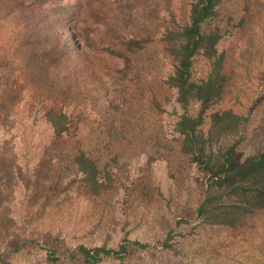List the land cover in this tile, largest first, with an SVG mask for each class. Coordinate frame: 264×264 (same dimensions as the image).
Listing matches in <instances>:
<instances>
[{
	"label": "rangeland",
	"instance_id": "1",
	"mask_svg": "<svg viewBox=\"0 0 264 264\" xmlns=\"http://www.w3.org/2000/svg\"><path fill=\"white\" fill-rule=\"evenodd\" d=\"M224 1L221 49L231 80L219 109L249 117L237 152L244 164L264 150V0ZM21 2L0 0V264H84L78 246L122 244L130 247L124 260L101 264H264V212L243 229L196 216L198 169L176 140L181 111L164 85L172 60L158 41L188 21L189 0H80L70 31L54 19L36 18L31 27ZM94 8L128 36L155 34L136 68L119 74L121 61L96 50L108 40L90 20ZM57 40L74 42L93 71L45 67L42 53ZM207 68L198 62L195 76ZM51 110L70 117L61 139L47 122ZM112 127L123 140H112ZM82 151L111 179L100 196L81 181ZM43 247L60 260L49 261Z\"/></svg>",
	"mask_w": 264,
	"mask_h": 264
},
{
	"label": "trees",
	"instance_id": "2",
	"mask_svg": "<svg viewBox=\"0 0 264 264\" xmlns=\"http://www.w3.org/2000/svg\"><path fill=\"white\" fill-rule=\"evenodd\" d=\"M20 4L21 11L29 10L31 27L36 18L46 23L54 19L70 31L78 26L81 17L80 0H22ZM189 4L188 21L164 29L158 38L172 60L171 72L164 85L175 92L176 106L181 111L174 126L176 140L181 151L198 169L202 200L196 209L197 219L203 224L243 229L252 216L264 212V150L244 164H238L237 152L244 141L249 117L219 109L231 80L225 70L227 52L221 49L226 37L221 26L225 1L189 0ZM89 12L90 20L108 40L107 45L96 46V50L113 62L121 61V69L115 65L119 74L136 68L143 51L152 41L157 42L155 34L153 37L140 33L128 36L100 10L94 8ZM83 58L74 42L58 40L46 48L41 57L49 70L75 67L74 71H93L92 64L87 62L88 68L82 64ZM198 62H205L208 66L203 78L195 76ZM46 119L56 139L68 133L71 121L66 112L51 110ZM109 134L113 141L124 139L123 131L118 127H112ZM75 164L82 183L94 196L110 189L109 175L104 178L96 161L86 152L76 156ZM131 246L138 249L150 247L140 242H133ZM166 247L172 248V245L167 242ZM43 248L49 261L60 260L53 249ZM129 248L128 244L117 249L80 245L77 252L84 264H101L106 260H124L130 253Z\"/></svg>",
	"mask_w": 264,
	"mask_h": 264
}]
</instances>
